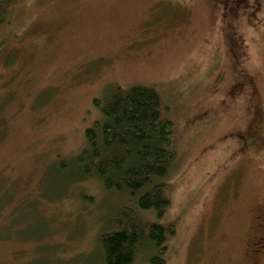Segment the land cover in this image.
<instances>
[{
	"label": "rangeland",
	"instance_id": "1",
	"mask_svg": "<svg viewBox=\"0 0 264 264\" xmlns=\"http://www.w3.org/2000/svg\"><path fill=\"white\" fill-rule=\"evenodd\" d=\"M12 1L0 13V180L18 188L6 215L25 241L0 240V261L102 264L100 231L138 199L72 181L74 158L107 86L144 84L175 129L167 264H264V0Z\"/></svg>",
	"mask_w": 264,
	"mask_h": 264
},
{
	"label": "trees",
	"instance_id": "2",
	"mask_svg": "<svg viewBox=\"0 0 264 264\" xmlns=\"http://www.w3.org/2000/svg\"><path fill=\"white\" fill-rule=\"evenodd\" d=\"M11 1L0 0V13L12 11ZM6 4L9 10L4 9ZM94 103L101 118L86 131L87 147L74 158L78 175L72 181L96 179L107 190L138 199L137 210L122 208L100 231L101 263L135 264L144 248L149 255L147 264H167V244L174 227L163 221L170 204L167 179L176 159V146L174 123L162 96L153 86L111 84ZM17 190L13 182L0 180V229L6 232L0 235L2 241H25L10 235L15 224L6 215ZM28 200L19 201L17 213ZM149 212L154 219L141 218ZM0 264L10 262L4 259Z\"/></svg>",
	"mask_w": 264,
	"mask_h": 264
},
{
	"label": "flooded vegetation",
	"instance_id": "3",
	"mask_svg": "<svg viewBox=\"0 0 264 264\" xmlns=\"http://www.w3.org/2000/svg\"><path fill=\"white\" fill-rule=\"evenodd\" d=\"M255 93L256 92H254L253 95H255ZM263 242H264L263 239L261 237H259L256 243H258V245H262Z\"/></svg>",
	"mask_w": 264,
	"mask_h": 264
}]
</instances>
